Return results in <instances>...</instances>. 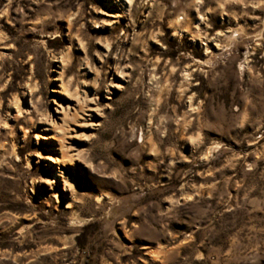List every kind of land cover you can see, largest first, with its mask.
Listing matches in <instances>:
<instances>
[{
  "label": "rangeland",
  "instance_id": "374dc122",
  "mask_svg": "<svg viewBox=\"0 0 264 264\" xmlns=\"http://www.w3.org/2000/svg\"><path fill=\"white\" fill-rule=\"evenodd\" d=\"M0 264H264V0H0Z\"/></svg>",
  "mask_w": 264,
  "mask_h": 264
}]
</instances>
